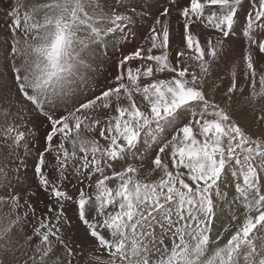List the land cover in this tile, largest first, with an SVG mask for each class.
Here are the masks:
<instances>
[{"label":"snow or ice","instance_id":"snow-or-ice-1","mask_svg":"<svg viewBox=\"0 0 264 264\" xmlns=\"http://www.w3.org/2000/svg\"><path fill=\"white\" fill-rule=\"evenodd\" d=\"M245 3L244 83L238 87L233 65L222 87L213 67ZM127 7L124 0L119 7L116 0H17L7 12L11 86L0 93L15 89L49 121L34 173L52 202L38 216L35 193L0 198L14 217L0 220V264H264V131L254 136L234 118L246 110L264 128V0H187L178 41L171 0L153 19L148 46L119 60L114 82L54 117L53 102L78 86L85 61L135 24ZM5 137L13 147L26 142L14 125L0 130ZM229 174L231 199L222 191ZM11 175L0 166V184L10 186ZM73 177L75 199L62 188ZM67 201L91 241L88 251L70 235ZM101 250L106 260L93 254Z\"/></svg>","mask_w":264,"mask_h":264},{"label":"bare ground","instance_id":"bare-ground-1","mask_svg":"<svg viewBox=\"0 0 264 264\" xmlns=\"http://www.w3.org/2000/svg\"><path fill=\"white\" fill-rule=\"evenodd\" d=\"M16 2L17 0H0V87L4 85L11 86V74L8 70L9 65L5 61V56L10 50V45L13 43L7 27L8 22H10L8 21L7 12ZM119 3L120 0H116L117 7H119ZM124 3L128 6L127 11L135 9L137 14L135 24L124 31L123 34L117 31L106 45H102L106 56L103 54L98 59L92 56L90 60L85 61L84 67L80 69L79 75L76 77L78 86H74L62 96L59 101H54L50 114L59 117L73 104L91 97L94 94H99L110 83L114 82V77L119 71L115 62L135 51L138 47L148 46L146 37L149 35V27L153 19L159 15L165 7L169 6L171 0H124ZM175 3L178 7L172 8L170 24L171 34L178 41L180 32L182 31V19L178 17V13L180 8L185 6L187 0H175ZM248 10V4L245 3L244 8L239 12V18L235 21V31L232 32L225 42L223 56L213 67V72L215 73V75L212 76L213 81L218 80L219 77H223V82L225 84V81L231 79L233 65H238L236 68L238 87L244 83L242 74L244 65L241 56L246 40L242 32L243 29L246 28L244 17ZM196 31L199 32L200 28H197ZM10 60L11 57L8 56V61ZM129 63L135 66L139 64V61H131ZM259 63L264 65V59H260ZM160 76L163 78L164 74H160ZM242 104V100L238 101L235 104L238 106L234 108L239 109ZM18 111L23 113L28 121L30 120V124H26L24 128L26 142H22L18 148L12 146L10 139H7V143L0 139V166L6 165L7 169L12 173L9 182L10 186L9 184H0V198L6 197L4 194V192H6L5 189H7V191L11 189L22 196L35 193V195L30 196V199L39 216L47 212L46 205L52 202L49 199L48 193L36 185V183L39 182V178L34 173V164L38 152L44 149V137L48 131H50V124L43 114L33 111L29 104L17 96L15 94V89H13L11 93L6 90L0 93V115L3 118L13 119V121L19 125L22 123L21 119L23 115H19L17 113ZM243 112L247 114L246 110ZM17 157H19V159H17ZM46 159L48 163H54L53 157L47 156V154ZM21 162L24 166L17 170L16 166L21 164ZM47 171L50 174V178L56 177L57 174L54 169H47ZM62 186L63 190L67 191L74 199L78 197L77 190L80 185L76 183L74 177L71 179V182L65 180ZM232 186L233 183H231V187ZM234 193L235 191L231 192V195H234ZM65 209L67 216L70 217L72 221L69 229L70 235L78 243L85 246V251L92 249L91 241L86 235L85 229L78 221L74 203L72 201L65 202ZM9 213L10 206L7 204H0V220L14 218L13 216H9ZM25 231L30 233L31 226L27 225L24 229L18 231V237L20 239L23 238ZM227 239L228 236L225 235L221 239V244L226 242ZM93 254L100 255L104 260L108 258L104 250L94 252Z\"/></svg>","mask_w":264,"mask_h":264},{"label":"rangeland","instance_id":"rangeland-1","mask_svg":"<svg viewBox=\"0 0 264 264\" xmlns=\"http://www.w3.org/2000/svg\"><path fill=\"white\" fill-rule=\"evenodd\" d=\"M246 40V38H245ZM104 56H106V53H104ZM118 62L119 61H116L115 64L118 65ZM115 78V77H114ZM230 83V80H227L225 81V84L223 82L222 84V87H226L228 84ZM246 90H247V86H246ZM217 99H219V95H217L216 97ZM235 99V98H234ZM237 103V102H236ZM236 103L233 104V108L237 107L238 105H235ZM231 111V110H229ZM238 114H237V113ZM235 114H234V118L238 120V122H240L241 124H243L248 130L250 133H252L254 136L259 134L260 131H264V128L262 129H257L255 127V124H254V121H253V118H251L250 116H248L246 114V112L244 113L243 111L239 112L236 111ZM19 115H23V118L21 119L22 120V123L21 124H17L16 122L13 121V119L11 118H3L1 115H0V130H2L5 126H8V125H14L19 131H22L24 132V128L26 126V124H30V120L28 121L27 117L23 114V113H20L19 111L17 112ZM54 117H57V115H53ZM25 133V132H24ZM3 141L7 140V138H3L2 139ZM11 141V140H10ZM12 143V142H11ZM21 144V143H20ZM19 144V145H20ZM19 145L15 146L16 148L19 147ZM45 145V143H44ZM33 146V145H32ZM35 147V146H33ZM43 151V150H42ZM231 183H233V186L231 187ZM262 183H264V179H262ZM36 185L39 187V182L36 183ZM226 187L225 186H222V191H227L229 193V196H228V199H231L232 198V195H231V192H234L235 191V183L233 182L230 174L229 176L227 177L226 179ZM234 187V188H233ZM40 188V187H39ZM63 188V186H62ZM234 190V191H233ZM44 191V190H43ZM14 191H12L11 189H9L8 191L4 192L5 196L7 197L9 194L13 193ZM16 193V192H15ZM77 211V210H76ZM224 211L227 213L228 212V207L227 205H224ZM217 212L219 213V204L217 206ZM77 217H78V212H77ZM224 219L223 216H221V219L220 221H217L216 222V225H215V230L217 229H220V222ZM79 221V220H78ZM80 223V222H79ZM80 225L85 229V227L80 223ZM215 232V231H214ZM106 253V255L108 256V253L106 251H104Z\"/></svg>","mask_w":264,"mask_h":264}]
</instances>
